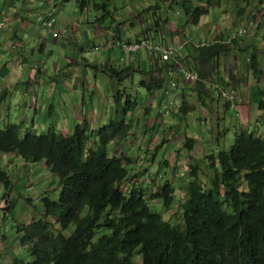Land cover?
I'll return each mask as SVG.
<instances>
[{"label": "trees", "instance_id": "obj_1", "mask_svg": "<svg viewBox=\"0 0 264 264\" xmlns=\"http://www.w3.org/2000/svg\"><path fill=\"white\" fill-rule=\"evenodd\" d=\"M232 1L251 5L254 0ZM78 2L82 12L86 11L89 1ZM214 2L208 0V5L212 6ZM192 3L191 0L177 3L186 18L185 26H198L210 13L209 9H201ZM93 5L95 11L103 12L105 16L110 14L104 1ZM257 5L264 7V0H257ZM157 7V4L150 6L145 12L157 10ZM244 14L247 9L241 10L240 15ZM227 38L224 35L213 45L197 48L189 39L184 44L183 52L190 53L193 62L189 64H194V71L199 76L194 83L199 106L184 100L175 103L172 112L179 108L185 118L196 109L211 108L209 103L201 102L202 95H211L214 101H225L222 91L230 87L239 91L241 102L244 100L239 84L250 81L245 72L233 75L230 83L220 77L214 78L219 74L217 69L214 73L217 61L228 57L232 47H240L239 39L231 38L226 42ZM258 53L254 51L250 55L247 67L256 80L263 74ZM147 56L154 61L151 70L130 66L121 71L110 68V74L120 81L137 72L149 74L151 78H142L138 86L152 94L160 92L163 99L172 77L186 71L179 61L185 62L187 58L180 53L168 61H164L161 54ZM156 57L157 61L153 59ZM208 79H215L211 89L206 86ZM130 88L132 90V86ZM131 90L120 88L116 91L115 119L98 129H91L87 123L76 125L69 135L58 133L52 127L50 132L41 135L29 132L22 136L19 125L0 127V186L2 184L7 192L3 203L9 215L16 210L17 200H8L16 191V181L5 169L4 161L10 165L19 158L26 163L46 162L63 186L58 201L49 196L40 200L44 210L42 220L16 228L17 235H21L19 241L28 247L31 260L13 255L9 264H264V135L256 134L240 122L239 109L244 102L235 109L238 116L235 119L240 123L232 125L236 136L231 149L223 146L231 128L219 129L216 124L213 131L216 148L200 158L190 159L191 171L188 180L182 184L187 195L181 205L182 217L171 223L149 204L159 201L165 209L175 204L176 189L171 180L161 183L164 178L159 175L157 188L153 191L142 187L128 192L123 189V183L129 182L131 176L133 180L136 178L135 172L130 173V167L136 161L126 147H121L123 141L134 136L130 133L136 123L131 115L136 114L140 104L137 92L133 96ZM225 102L226 109L232 110V103ZM259 109L264 111V101L260 102ZM181 144L194 154L198 147L195 138L187 136ZM198 151L203 149L197 150L199 157ZM195 158L201 159L210 171V182L206 187L202 180L201 183L198 181L200 171ZM163 162L167 165L165 169L174 175L183 166L178 160ZM162 163L159 168H164ZM161 171L159 169L157 173Z\"/></svg>", "mask_w": 264, "mask_h": 264}, {"label": "rangeland", "instance_id": "obj_2", "mask_svg": "<svg viewBox=\"0 0 264 264\" xmlns=\"http://www.w3.org/2000/svg\"><path fill=\"white\" fill-rule=\"evenodd\" d=\"M88 1L87 10L82 12L78 0H0V33H5L6 29H9L15 35H19V45L15 46V50L8 48L11 45L10 43L1 44L0 46V127L5 128L10 124L19 125L21 126L20 134L22 136L29 132L41 135L50 132L52 127L58 133L68 135L76 125L87 123L90 124L91 129H95L115 119L116 103L114 95L116 91L120 88L131 90L130 86L133 85V91L130 92L135 96L136 91L140 102L136 114L133 113L135 116L131 115L136 126L130 133L134 135L131 137L132 139L127 141L122 139L121 141L124 143L121 147H126V151L136 161L130 167V173L135 172L136 178L133 180V176H131L128 179L129 182L123 183V189L128 192L142 187L148 191H153L157 188L155 184L159 175L164 178L160 180L161 183L171 180L176 189L175 204L170 209H165L163 203L159 201L149 202V204L153 210L160 212L165 220L176 223L182 217L181 205L187 199L182 184L188 180L191 171L190 159L196 157V152L200 150V147L205 151L212 149L209 140H203L204 143L200 144V147L195 150V154H191L184 147H180L184 144H178L183 133V131L180 133L181 128L186 130L185 133L189 136L194 134L193 130L195 129L186 128V126L189 124L195 125V118L198 117L199 110H194L184 118L176 116L179 113V108H176V111L169 114L170 117L161 120L157 127L159 115L164 114L160 105L163 94L158 92L152 94L145 87L138 86L139 80L144 77L149 80L151 75L135 74L133 84L131 77L125 78L124 81L113 78L109 69L115 68L117 71H121L130 67L124 61L125 52L123 48L129 43H133L136 38L148 39L151 42H159L167 46L168 40L165 33H171L172 28H178V31L181 30L182 33H178V36L174 37L176 39L175 43L171 40L173 45L178 46L183 44L186 38L191 39L193 42H204L203 37L205 35H200V33L203 32L208 36L210 32L216 33L217 30L214 26H218L220 31L226 34L229 33L233 39L239 38L240 31L245 30L246 34L243 36L244 38L242 37L243 40L240 41V47L243 48L246 41H251L252 37L255 41L251 44L250 49L246 48V52H242L243 63L235 69H228V73L230 75L236 72L238 74L244 72L249 74L250 81H248V84H252L255 93L260 95L258 88L264 91V23H262L264 21V7H259L257 0H254L251 5L232 0H215L212 6L208 5V0H191L192 4L204 10L209 9L210 13L202 18L198 26H185L184 21L186 18L177 5L178 1L181 0ZM102 1L106 3V9L110 10V14L107 16L103 12L95 11L93 4ZM156 4L158 5L157 10L153 9L150 12H145L150 6ZM47 5L48 7H46ZM49 6L51 9H49ZM243 9H247L246 15H240L239 10ZM34 10H41L44 15H46L45 10H50L47 16L54 13L56 24L53 31L55 32L56 29L61 28L64 31L61 37H66V39L69 37L72 46L77 47L74 55L75 61L71 65L72 76L60 73L63 67L69 66V63L66 62V57L59 56V48H50V45L54 42L58 44L59 39L53 42L47 41L44 32L45 22H43L45 16L42 14L37 20L32 19V15L38 14L33 12ZM235 10H238V12L235 13ZM248 10L252 12L250 16H248ZM139 15H141V18H138ZM247 16V22L241 21L242 18ZM17 21H24L25 24L19 23L16 26ZM178 22L180 23L179 27H177ZM101 29H107L112 36L100 37L98 32ZM132 33L136 35H132ZM96 35L99 37L93 38ZM115 35L118 36L115 38ZM42 42L45 43V49H42ZM48 48L52 54H49ZM112 50L114 54L108 59V52ZM254 51L259 52V62L262 63L261 58L263 61V64H261L263 74L259 80H256L250 71H247L248 63H250L248 58ZM11 54L13 55L11 56ZM140 55L138 61H147L146 53ZM127 56L130 58L129 55ZM15 59L24 61L18 68L21 73H26V81L31 77L29 85L35 84L37 87L39 82L54 84L53 86L49 85L51 87L47 92L49 94L55 93L56 98L50 99L49 94H45L46 87L44 85L40 86L41 90L39 92H35L31 89L26 90L27 87L24 86L19 88L15 84L16 82H6L2 70L5 65L7 70L15 69L13 67ZM153 59L157 61V57ZM85 60L99 68L98 81H94L92 66L85 64ZM52 61L56 62L53 63ZM94 62H97L98 65ZM146 64L148 63L146 62ZM85 69L88 71V76L85 75ZM147 70L151 69L147 68ZM77 79L86 83L93 81L96 88L94 84H91L83 90L82 86L78 85L80 83H76L78 82ZM74 83L78 85L77 89L73 87ZM69 88L71 91H68ZM94 89L96 93H94ZM183 92L186 91L181 89V95L184 94V96H181L176 104H180L185 100L189 104L199 106V101L194 92L190 95ZM83 96L84 103L81 101ZM254 99L259 100L258 96ZM203 101L202 96L201 102ZM78 107L79 109L74 111V108ZM257 111H259L258 108ZM250 113L253 114L254 112L250 111ZM102 114L105 115L106 119L102 120L101 124L96 123L97 119H102ZM212 114L215 116V123H209L208 132H204L211 138L214 137L213 131L217 127L216 124H218L217 114L213 112ZM229 114L233 123L230 125V131L227 132V140L223 143L224 148L227 150H230L235 143L236 134L232 125L245 119L242 112L240 122L236 120L237 113L235 109H232ZM145 115L148 118H144ZM252 117L253 119L251 118L243 124L254 130L256 134L264 135V123L262 122L257 127L258 118L254 115ZM171 121L176 123L170 124ZM220 123L224 125V120H221ZM140 127L144 129L143 132H141ZM174 149L178 153L177 158H183L184 160L183 166L175 175L170 170L165 169L167 165H164V162L162 163V161L169 159L168 157ZM166 151L167 154H165ZM185 153L186 156H184ZM197 158L195 159L198 161L200 171L198 181L201 183L202 180L204 187H206L210 182V171L206 169L203 161ZM15 161L16 163L11 165L4 161L5 169L13 176L14 182L16 181V191L11 195V198H8L10 201L11 199L17 200L16 210L11 215L7 210L2 209V207L5 208L3 198L7 192L2 184L0 186V255L2 254L0 264H9L10 257L13 255H17L25 261L31 260L28 247L23 246L19 241L21 235H17L16 228L31 225L35 220H42L44 210L40 203L41 198L49 196L53 201H58L63 189L60 178L50 172L46 162L26 163L21 161L20 158L19 160L15 159ZM160 163L164 168H159ZM159 169L162 171L157 173Z\"/></svg>", "mask_w": 264, "mask_h": 264}, {"label": "crops", "instance_id": "obj_3", "mask_svg": "<svg viewBox=\"0 0 264 264\" xmlns=\"http://www.w3.org/2000/svg\"><path fill=\"white\" fill-rule=\"evenodd\" d=\"M7 3H8V1H7ZM46 7H48V5ZM49 9H51L50 6H49ZM45 11H46V15H44V13H42L41 10H34L33 12L38 13V14L37 15H32L31 18L37 20L40 15L43 14V16H45L44 17L45 20L43 22H45V24H44V32L46 34L45 37H47V41L48 42H53L56 39H59L58 44H55V42H54L52 45H50V48H56V49L59 48V51H60L59 56H61L63 58L66 57V62L69 63V66L63 67L61 69V72L60 73L61 74L66 73V74H69L70 76H72V73H71V65L75 61L74 55L76 54L75 52H76V48L77 47L76 46H72V43H71L69 37L67 39H66V37H61L63 35V32H64L61 28L56 29L55 32L53 31V27L51 28L52 31H49L47 29L48 28L47 27L48 22L51 21L50 20L51 15L50 16H47V14L49 13L50 10H45ZM237 12H238V10H235V13H237ZM239 13H241V10H239ZM251 13L252 12H249V10H248V16H250ZM248 16L245 17V18H242L241 21L247 22ZM19 23H21L22 25L25 24L24 21H21V22L17 21L15 23V25L17 26ZM262 23H264V21ZM179 26H180V23L178 22L177 23V27H179ZM8 28H10V27H8ZM214 28L217 30L216 33H211L210 32V35L209 36L206 35V34H204L203 32L200 33V35H205V37H203L204 42H197V41H195V42L196 43H199V44L202 43L204 45H206V44L212 45V44L217 43V41L220 38H222V36H224V35L227 36L228 38L231 37V35L229 33L226 34L225 32L220 31V29H219L218 26H214ZM106 30H102L101 29L98 32V35L100 37H106V36L111 37L112 36L111 32L110 31L109 32H106ZM178 33H180V34L182 33L181 30L178 31V28H174V29L172 28V32L171 33H165L166 36H167L166 39L168 40L167 48H169V47H175L176 46V45H173L172 44L171 40L173 41V43H175L176 39L174 37L175 36H178L177 35ZM56 34H58L59 36L56 35ZM98 35L93 36V38H98L99 37ZM132 35H136V34L135 33H132ZM116 36H118V35H115L114 37L116 38ZM179 36H181V35H179ZM18 38H19V35L18 34L15 35L11 31H9V29H6L5 33H0V46H1V44H9L10 43L11 45L8 48L15 50V46H18L19 45ZM243 38L241 37L239 40L242 41ZM86 39H88V38L86 37ZM142 39L143 38H138V39L136 38L135 41H133V42H136L137 40H142ZM187 40L188 39L186 38V41L183 42V43L185 44L187 42ZM254 41L255 40H254L253 37H252V40L251 41H248V42L246 41V45L244 46L245 48L243 47L244 49L241 48V47H238V46L232 47L230 49L231 50V53L229 54L228 57H223V58H221L220 60L217 61L218 63L216 65L215 69H214V73L216 72V69H217V72L219 71V74H216L214 76V78L220 77V78L224 79L227 83H230L232 76L233 75H238V73L236 72L235 74L230 75L228 73V69H230V68L235 69L238 66H240L241 63H243V58H242V55L241 54H242V52H244L246 50V48L247 49H250V46H251V44H253ZM44 44H45L44 42L41 43L42 49H45ZM48 52H49V54H52V52L50 51L49 48H48ZM141 53H145V52H141ZM141 53L136 54V55H133V56H130L129 55L130 58L125 54L124 61H125L126 65L127 66H134V67L140 68L141 70H146V71H147V68H149V69L150 68L151 69L154 68V61H151L148 58V56H147V58H148L147 61L146 60L143 61V62L138 61L140 59V57H141V55H140ZM113 54H114L113 53V50L110 51V52H108V59L111 56H113ZM180 54L183 55V56H185V58H187V60L185 62H180L179 61L180 65L183 66V68L186 69V70H188V71H194V64H192V65L189 64L190 62H193L192 59H191V56L189 55L190 53L189 52L186 53V50H185L184 52H181ZM12 55L13 54H11V56ZM21 59H15L13 61L14 62L13 67L15 69H13V70H7L6 65H5V68H3V70H2L3 73L2 74H3V76L6 77V79H5L6 82L7 81L8 82H16L15 84H17L18 81L26 82L27 83L26 90L31 89V90H34L35 92H39L41 90L40 89V86L44 85L46 87L45 94L48 95L49 94V92H47L48 89L51 86H53L54 84H47V83H41V82H39V83H37V87L35 86V84L29 85V80H31V77H29L28 81H26V73H21L20 69L18 68L20 64H23L24 63V61H22ZM60 61H62V60L60 59ZM108 61L111 62L110 60H108ZM248 61H249V59H248ZM52 62L55 63L56 61H52ZM146 62L148 64H146ZM261 62L263 64L262 58H261ZM6 63L8 64V62H6ZM75 63H78V62H75ZM86 63L89 64L90 66H92L93 76H94L93 79H94L95 82L98 81L97 79H98V76H99V73H100L99 68L95 64L94 65H91V63L88 62V61H86L85 64ZM94 63H96L98 65L97 62H94ZM138 63H139V66H138ZM25 72H26V70H25ZM135 74H141V73H138L137 72ZM135 74H132V77H131L133 84H134L133 77L135 76ZM85 75L86 76L89 75L88 74V71L86 69H85ZM246 75H247V78L248 77L250 78L249 74H246ZM178 80H179L180 86H179V90H178L179 93L177 94V98L178 99H176V101L177 100L179 101V99L181 98V96H184V94L181 95V89L182 90L184 89L186 91V92H183V93L189 94V95L194 92L195 95L197 96V99H198V92H197V89L194 86V83L195 82H190V81L184 80V79L181 78V76L178 78ZM214 80L215 79H208V81H206V86H208L210 88V86H212V82ZM76 83L77 84L80 83L78 85H81L82 88H83V90H85V88H86L87 85L89 87L91 84H94L93 81H90L89 83L88 82L86 83V82H82L80 80H78V82H76ZM77 84L74 83V86H73L76 89L78 88V85ZM49 85H51V86L49 87ZM225 85H228V84L225 83ZM239 86H240V90L243 92V95H244V100L242 101L244 103H243L242 106H240V110L242 108L241 113L243 112V116L245 118L244 120H242V122L245 124V122H247L251 118L253 119L252 115H254V116H257V118H258L257 119V127H258V125L261 124L260 121H262L264 123V118L262 119V116H264V115H260V114H263L264 111L262 112L259 109L260 102L261 101H264V94L261 92V90H259V88H258V92H259L260 95H258L257 93H255L254 86L252 84H248V83L243 82L241 85L239 84ZM94 87L96 88L95 84H94ZM83 90H82V92H83ZM68 91H71V89L69 88ZM94 93H96L95 89H94ZM159 94H160V92H159ZM202 96L204 98L205 103H209L210 104L212 110H211V108H199L198 109L199 110V115H198L197 118H195V122H194L195 123V125H194L195 127L192 124H189V125L186 126V128L188 127L190 129H195V130H193L194 131V134H192V136L195 137V143L197 142V146L198 147H200V144H202L201 142H203V140H209L210 143L212 144V149L211 150H209V151H205V150L198 151V154L200 155L199 157L196 155V157H198V158H200L203 155H205L206 152L211 153V151H213L214 148H216V146H217L216 136L214 135V137L211 138L208 135H206V133H204V132H208V129H209L208 125H209V123H215V116H213L212 112L214 114H217V116H218L217 121H218V124H219V126L221 128L230 127V125L233 123V121H231V116L229 114V113H231L232 110L230 111V110H227L226 109V102H223V101H214L212 99V96L211 95L210 96H208V95H202ZM256 96H258V98H259V100H257V101L254 99V98H256ZM49 98L50 99L56 98V94L55 93L49 94ZM81 101H82V103H84V96H83V98H82ZM257 108H258V110L260 112L257 111ZM74 109H75L74 111H77L79 109V107L78 108H74ZM175 111H176V109H175ZM250 111L251 112H254V113L251 114ZM176 116H178V117L179 116H182L183 117V115H181V113H180V110H179V113ZM168 117H170V116H168ZM101 118H102L101 120H98L97 119L96 123H98V124L100 123L101 124L102 120H105L106 119L105 118V115H103V114L101 115ZM159 118L157 120V127L159 126L158 124L161 122V120H164L165 119V118H162V117H159ZM174 119H175V117H174ZM221 120H224V125H221V123H220ZM171 123H176V122L171 121L170 124ZM99 127H101V126H98L96 128H99ZM174 129H175V126H174ZM182 131H183V133L181 134V138L179 139L178 144H181L183 142V139H184L185 136L192 137V136H189L188 134L185 133L186 130H182V128H181L180 133ZM252 131H254V130H252ZM180 147H182V146H180ZM165 154H167V151L165 152ZM191 154H193V153H191ZM176 155H178V153L176 152V149H174V151L170 153V157H168V158L169 159H173V161L174 160H178V162L182 165L183 164V161H184L183 158L178 159ZM184 156H186V153L184 154ZM4 206H6L5 203H4Z\"/></svg>", "mask_w": 264, "mask_h": 264}, {"label": "built area", "instance_id": "obj_4", "mask_svg": "<svg viewBox=\"0 0 264 264\" xmlns=\"http://www.w3.org/2000/svg\"><path fill=\"white\" fill-rule=\"evenodd\" d=\"M55 24H56V19L53 13L51 14V21L47 25L48 27L47 29L49 31H52L51 28L54 27ZM241 34L244 35L245 33L241 32ZM124 49L126 50L127 53L131 55H135L140 51H144L148 55L161 54L164 61H168L169 59L172 58L173 55L183 50L181 46L167 48L161 43H153L149 40H144L140 43L125 46ZM182 76L187 80H193V81L198 79L199 77L198 73L195 71H184ZM177 87H178V78L176 77V75H174L169 82L168 90L166 91L164 98L162 100L161 107L164 112V114H162L163 117L172 113V107L174 106L176 102L175 99L177 96L176 94ZM222 96L224 99L231 101L233 106H237L240 101L239 92L237 89H234V88L223 90Z\"/></svg>", "mask_w": 264, "mask_h": 264}, {"label": "clouds", "instance_id": "obj_5", "mask_svg": "<svg viewBox=\"0 0 264 264\" xmlns=\"http://www.w3.org/2000/svg\"><path fill=\"white\" fill-rule=\"evenodd\" d=\"M178 6H179V10H180V12L183 14V12L181 11V6L178 4ZM53 14V13H52ZM55 15V14H54ZM184 16V15H183ZM50 20H51V17H50ZM202 20V19H201ZM201 22V21H200ZM50 22H48V24H49ZM200 24V23H199ZM106 32H108V30H106ZM241 32H244L245 34H246V31L245 30H241L240 31V33H239V38L240 37H243L244 35H242L241 34ZM239 38H235V39H239ZM230 39H231V37L229 38V40H228V38L225 40L226 42H229L230 41ZM233 39V38H232ZM144 40H148V39H142V40H139V41H136V42H133V43H129L127 46H129V45H132V44H136V43H140V42H142V41H144ZM150 41V40H149ZM190 42H191V45L193 46V47H195V48H197L198 46H205L204 44H202V43H196V42H193L191 39H190ZM153 43H159V42H153ZM161 44H163V43H161ZM206 45H209V44H206ZM213 45V44H212ZM182 47L183 48V46H184V43L183 44H181V45H178V46H175V47ZM167 47V46H166ZM124 49V48H123ZM124 52H126V50L124 49L123 50ZM141 52H144V51H140V52H138V53H141ZM181 52H183V50L181 51ZM181 52H179V53H181ZM127 53V52H126ZM131 55V54H130ZM131 56H133V55H131ZM229 56V55H228ZM186 71H188V70H186ZM181 76V78L182 79H184V80H187V79H185L182 75H178L177 76V78H179ZM198 79H199V77H198ZM197 80V79H196ZM196 80H187V81H190V82H196ZM20 82V84H18ZM18 83H17V85L19 86V88L21 87V86H24V87H26V85H27V83L26 82H21V81H18ZM179 86H180V83H179V80H178V87H177V90L179 89ZM230 89H231V87H230ZM239 92V91H238ZM176 94H178V91L176 92ZM176 98H177V96H176ZM239 99H240V101H239V103H242L241 102V99L242 98H240V93H239ZM162 100L163 99H161V103H160V105L162 104ZM176 100V99H175ZM223 100H225V101H227V102H231V101H228V100H226V99H224L223 98ZM222 101V100H221ZM225 101H223V102H225ZM176 103V102H175ZM232 103V102H231ZM238 103V104H239ZM237 108V106H233L232 105V109H236ZM239 111H240V109H239ZM175 112V110L171 113V114H173ZM168 116V115H167ZM167 116H162V115H160V117H162V118H165V117H167ZM170 116V115H169ZM239 116H241V111H240V115ZM74 129V128H73ZM96 129H98V128H96ZM73 131V130H72ZM72 131H70L69 132V134H71V132ZM68 134V135H69ZM41 200H42V198H41ZM2 209L3 210H5L6 209V206H5V208L4 207H2ZM2 255V254H1ZM1 255H0V257H1Z\"/></svg>", "mask_w": 264, "mask_h": 264}]
</instances>
